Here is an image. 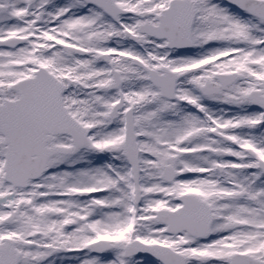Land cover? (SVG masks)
Returning <instances> with one entry per match:
<instances>
[{
  "label": "snow or ice",
  "instance_id": "1",
  "mask_svg": "<svg viewBox=\"0 0 264 264\" xmlns=\"http://www.w3.org/2000/svg\"><path fill=\"white\" fill-rule=\"evenodd\" d=\"M0 264H264V0H0Z\"/></svg>",
  "mask_w": 264,
  "mask_h": 264
}]
</instances>
